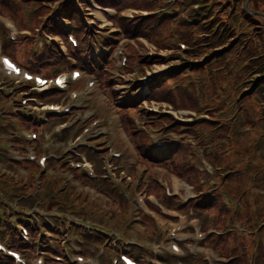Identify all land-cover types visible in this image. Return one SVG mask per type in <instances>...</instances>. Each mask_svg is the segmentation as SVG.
<instances>
[{
	"label": "rangeland",
	"instance_id": "obj_1",
	"mask_svg": "<svg viewBox=\"0 0 264 264\" xmlns=\"http://www.w3.org/2000/svg\"><path fill=\"white\" fill-rule=\"evenodd\" d=\"M57 1H58L57 7H59L61 1L60 0ZM77 1L83 4L82 8L77 7V12L79 14V17L84 23L81 24V26L86 27L87 32L90 35L94 34L95 31H100L102 33L101 35L102 40L104 39L107 40L106 45L111 42L112 49L110 51L106 50L105 53H107V55L114 54L115 60L119 59L118 66L121 64L123 53L128 54L129 69L121 70V68H118L117 66L118 71L116 72L117 74L120 73L122 75L124 81L111 83L113 87L115 86L117 95H120L122 94V92H126V91L132 93L133 91L140 90L141 89L140 85L142 84L137 83V81L139 80L138 77L144 78L142 74H146V76H151L150 81L142 85L143 86L142 91L148 89V93L144 95L140 94V97L146 96L149 102L152 101L155 102V109H158L160 113L155 112V116L153 114H150L146 116V119H150L149 117H155V123L160 122V125L157 126L158 129L170 130V128H166L169 127L166 125L171 123L172 120L173 122L176 121V119L174 116L171 117L166 114H162V110H171L170 107L174 108V106H172V104L168 103L166 100L159 98L160 95L156 93L157 88H155V98L151 97L150 96L152 90L151 86H154L153 84L157 81H160V86L165 82L166 83L165 86L168 85L169 88L171 89L177 86L178 84L177 75H179L184 70V69H179L180 63L185 62L187 63V65L191 64V68H194L197 66H203L214 58H220L221 64L219 65L220 66L219 68L221 72H215V73H219L218 75L220 81L223 82L222 86L225 87L228 84L233 85L234 90L237 92V99L239 101L249 100L252 103L253 101L256 102L259 101L257 98L255 87L257 85L258 80L262 79L259 76L261 74L258 73L264 63V55H263L264 41L260 38L262 35H258L256 33L262 32L264 34V3L263 2L259 1V8H258L257 6L255 7L252 6V0H233V1L222 0L228 2H226L223 5L222 9L219 11L218 14L222 13L223 11H228L230 12L229 15L230 18L235 14H237L238 20L237 22L233 23V26L228 34L225 33L224 31L223 33H221L223 36H221L222 38L219 40H217L216 37L214 38V40H212L213 38H206V35H210V34H207L208 33L207 30H205L204 46H206L208 49L203 54H201L203 59H201L199 61V64L196 65V64H192V62L188 63L190 61H194L188 58L187 56V52L193 51L192 45L184 41H181L179 43L177 37H173L171 39L159 42L160 44H156L155 39L152 40L147 35L142 34V30H141L142 20L140 16L147 15L148 14L147 12L141 11L140 9L135 7H130L123 11H120L114 6H109V10L107 12L102 13L100 10L95 9L94 6L92 7V5L86 0H77ZM65 2L66 1H64L65 10L73 5V4H69V5L65 4ZM168 2L169 5H172L174 3V1L172 0L171 1L168 0ZM195 3L196 2H194V4ZM221 5L222 3L219 2L214 6L220 7ZM236 11H241L242 13L241 14L236 13ZM54 12L56 11L54 10ZM87 17L88 20L91 22L94 20L95 24L92 25L87 24L85 22V18ZM67 18L70 19V22L73 24L74 27L80 26V20L79 18L76 19L75 15H70V13H68ZM224 18L225 17H223V20ZM119 19L127 20L128 22L127 24L129 25H133L137 23L135 26L136 27L135 32L126 31L123 26L118 24L120 22ZM255 20L257 22L253 23ZM259 25L260 28L259 27L255 28ZM208 28L211 30L212 25H210ZM219 30H223L221 28V25L219 26V29L216 32L217 35H220ZM80 32H82V30H80ZM238 33L240 35L237 36ZM225 36H227V38H225ZM75 37L77 39H80L77 36ZM108 38H112L116 40L114 41L111 40L109 42ZM231 39L232 41L230 44L224 43L227 40H231ZM241 40H245L244 50L238 49L237 46L238 41ZM181 44L184 45L186 44L185 45L186 49L181 48L180 47ZM17 48H18V52H15V56L17 60H21L23 58L21 53H25L26 55L32 53L30 51L31 50L30 48H29L30 53L27 50L23 49L22 47H17ZM208 51H212V54L206 58L203 55L205 53H208ZM247 52H248V56L246 54ZM150 54H153L152 55L153 57H151ZM253 58H255V60H252ZM186 59H190V61ZM134 64L137 65V68H133ZM184 75H185V79L189 80L188 82L197 83V85L203 84V78L198 73L192 72L191 75H188V72H186ZM93 98H94L93 101L90 102L96 103V98L94 96ZM143 101L144 100L138 101V104L139 105L143 104L144 108H147L148 106H152L151 104L147 105L146 102ZM207 103H209V101ZM200 105H202V103H200ZM174 109L175 111L177 110L176 108ZM211 111L216 115V117L219 118L222 117L223 110H211ZM201 112H202L201 114H205V115H202L201 118L199 119H196V117H194L195 121L191 125L201 123L203 122L202 121L203 118L211 116L210 114L211 112L210 111L207 112V107L205 106L201 108ZM150 113H154V112H150ZM234 116L235 114L232 116V118ZM230 117L231 114H227V116H224L222 118V121L221 120L219 121L230 123L229 122ZM171 125H174V123ZM176 125L189 126L188 124H176ZM48 130H51L50 134L53 133L60 134V131L56 128V124L54 123L53 124L50 123L48 125ZM251 131L252 130L250 128L245 127L243 120H239L237 127L233 129L232 133H230L227 136L220 137L219 148L220 150H222V152H225V154L219 153V157L221 158L220 165L216 164L210 158L211 156L215 155L216 149H219L215 147L213 142L214 140H218V138L214 137L208 130L204 129L202 132L207 138H209L208 139L209 143L201 147L202 149H204L205 152H207L208 157L210 158L211 162L216 168L215 171L218 173V181H219L218 183L219 194L222 195L224 203L231 210L235 209L237 211H240L242 209L241 203H243L245 199H247V201H251V203H254L255 199L258 196L264 198V134L261 133L246 134L247 132H251ZM215 132L218 133V129H216ZM154 138H155V142L161 140V137L157 136L156 134ZM52 139L48 141L49 146L51 145V143L56 142L55 141L56 139H54L53 142ZM64 143H66L65 147H68L69 144H74L75 142L69 140ZM149 145H150V141H149ZM196 162L197 159L192 163L195 164ZM176 183H179V189L182 192L181 193L182 198H185L186 195L188 194H190L191 196V192H190L191 189L186 184L181 183L178 179L173 178L171 184L176 185ZM197 183H199L198 179H197ZM248 188L250 189V191H247ZM125 195H127V193H125ZM262 206L263 205L259 206L260 212H258L259 209L257 208V206L254 207L253 209V214H254L253 223L255 222V220L258 223V227L256 229V235L253 238V242L251 237L248 236L247 233H243L242 235L246 242L245 247L248 248V250L255 252L256 254V258H254L253 262H255V259L256 261L257 260L259 261L258 257L260 256L263 257L264 255V235H263L264 210ZM230 216L231 214H228L227 220ZM201 217H199L200 219H198L194 214H187V215H179L178 218H175L176 221L174 223L176 222L178 223V221L183 222L184 230L186 229L185 240L186 238H188V240H191L192 241L191 243L193 244L201 243L202 245V241L204 240L195 237V231L200 230L202 228L203 219L205 218L202 215ZM50 222H53V220H50ZM162 223L164 224L166 229V221H163ZM99 224L103 225V222ZM217 229L221 230V228H217ZM261 230H263V234L260 233ZM167 231L169 233V230ZM75 235L79 236L77 231L75 232ZM131 236L137 238L134 234ZM83 239H85V237H82V239L78 237L77 239H73L71 243L72 248L74 249L75 245L80 244L82 246H86V247L88 246L90 249H92V251L97 250L96 245H94L93 243L87 244L83 241ZM170 240L171 239L169 236H167L166 238L158 237V239H156L155 249L160 250L162 258L167 259V257L170 256V257H177L178 259L180 258L182 260V257H184L185 255H186L185 257H187L189 254H192L190 250H186V248L188 249V247L185 248L183 245V247L185 248L183 255L182 256L176 255L173 251H171ZM183 243L186 244L188 242L186 241ZM229 244L234 245V242L230 241ZM203 253H205V250L203 251ZM104 254H105L104 259H102L100 263L102 264L103 261H106L105 264H109L107 260L109 259L108 258L109 254L111 256L110 249L108 248L105 249ZM205 255L202 254L204 259H208V260L215 259L213 257H209ZM96 256L97 259L99 260L101 255L96 254ZM71 258L75 259L73 256ZM153 261L154 259L150 260L151 263H153ZM177 261L178 260L176 259L174 264H178ZM184 262L186 264H191L188 261H184Z\"/></svg>",
	"mask_w": 264,
	"mask_h": 264
},
{
	"label": "trees",
	"instance_id": "obj_2",
	"mask_svg": "<svg viewBox=\"0 0 264 264\" xmlns=\"http://www.w3.org/2000/svg\"><path fill=\"white\" fill-rule=\"evenodd\" d=\"M96 1L105 6H114L120 11L130 7H135L141 11L147 12V15L140 16L142 20V34L147 35L152 40L155 39L156 44H160L159 42L161 41L177 37L179 43L184 41L192 45L193 51L187 52V56L194 61H190V59L186 60L190 61L188 63L192 62V64L196 65H198L199 61L203 59L201 54L208 49L204 46L205 30H207V34H210L206 35V38H213L212 40H214L216 37L217 40H219L222 38L221 36H223L221 33L224 31L228 34L233 26V23L238 20L237 14L230 18V12L228 11H223L218 14L223 5L228 2L222 0H172L174 1L172 5H169L168 0ZM259 1L264 3V0H252V6H257L259 8ZM194 2L196 3L194 4ZM219 2L222 3L220 7L214 6ZM50 6V4H43L40 0H0V12L13 17L17 20L21 27H26L31 30H34L35 27L40 25L39 16L47 14L50 11ZM35 8H37V10H34ZM63 10L66 16L70 13V15H75L76 19L79 18L80 20V26L75 27L74 30L76 36L80 38V43L77 49H73L71 47V52L75 57H77V59H79L81 68L92 71L93 68H95V65H93L92 59L90 55H88V40L89 37L93 36V34H88L87 28L81 26V24L84 23L80 19L74 5L70 6V8L66 10L63 6ZM236 13L241 14L242 12L236 11ZM223 17H225L224 20ZM119 20L120 22L118 24L123 26L126 31L135 32V26L137 23L129 25L127 24V20ZM255 22L257 21L255 20L253 23ZM210 25H212L211 30L208 28ZM220 25L223 30H219L220 35H217L216 32ZM260 25L255 28H260ZM80 30H82V32H80ZM60 33L64 36V38L66 37L64 31L60 30ZM0 34H3L1 29ZM256 34L262 35L260 38L264 41V34L262 32ZM238 35L240 34L238 33L237 36ZM32 38L33 37L30 36L21 37L18 44L20 46H25L29 52L28 47H30V49L33 47ZM225 38H227V36H225ZM231 41L232 39L227 40L224 43L230 44ZM237 46L238 49L244 50L245 40L238 41ZM7 48L11 54H15L16 46H13L8 42ZM30 51L32 53L29 52L30 54L26 55L22 63L32 71L49 73L50 69L56 65L59 66V69L66 66L71 67V64L64 60L63 54L55 45L46 44L38 53L33 52V48ZM211 54L212 51H208V53H205L203 56L207 58ZM246 54L248 56V52ZM220 60V58H214L205 65L194 68H191V64L187 65L185 62L180 63L179 69L184 70L177 75V86L171 89L168 85L165 86V82L160 86V81H157L153 84L154 86H151L152 90L150 93V96L155 98V88H157L156 93L160 95V99L166 100L174 107H177L178 103H181L184 107L191 108L198 114L202 113L201 108L203 106L207 107V112L210 111L211 116L203 118V122L201 123L190 125V127L186 128L184 131L197 136V139L200 141L202 146H204L207 145L209 138H207L202 132L204 129L208 130L214 137L218 138V140L213 141L216 148H219L220 137L227 136L232 133L233 129L237 127L239 120H243L245 127H249L252 130L246 134H264V63L258 73L261 74L259 76L262 79L258 80L255 87L259 101H253V104L249 100L239 101L237 99V92L234 90L233 85L227 83L228 85L225 87L222 86L223 82L220 81L218 75L219 73H215L221 72L219 68V65L221 64ZM252 60H255V58ZM186 72H188V75H191L192 72L198 73L203 78V84L197 85V83L188 82L189 80H186L184 75ZM103 82L104 90L110 91L112 85L107 82L106 76L103 79ZM208 101L209 103H207ZM200 103H202V105H200ZM211 110H223L222 117H216ZM227 114H231V116L235 114V116L232 118L230 123L221 122L222 118L227 116ZM124 120L127 123V126L131 128V135L135 140L137 148L140 151L139 153L142 155L144 160L152 159L157 162H162L165 166L181 173L185 178L192 181L196 185L197 190L202 189V186L197 183L200 173L197 171L194 163H192L196 160V158L193 157L194 151L191 146L185 142L175 144L174 146L172 145L165 153L156 159V154L154 155L151 151L148 138L144 132L135 130L128 114L124 116ZM181 129V126L174 127V130L178 133L181 132ZM216 129H218V133L215 132ZM219 153L225 154V152H222L219 148L216 149L215 155L210 158L216 164L220 165L221 158L219 157ZM216 177L218 179V173ZM151 186L160 196L163 194L162 190L156 183ZM247 191H250V189L248 188ZM206 196L207 195L201 196L196 200V208L201 213L210 212L211 214H216L218 216L217 223L222 227L226 221L232 222L234 219H239L240 221L247 223L250 227H254V224L256 223V220L253 223L254 207L257 206L259 209V206L263 205L262 207L264 210V198L259 196L255 199L254 203L245 199L244 202L241 203L242 209L240 211L227 209L224 204L223 197L219 194V192L215 193L213 198H207ZM258 212H260V209ZM228 214H231V216L227 220ZM260 233L263 234V230H261ZM236 234L232 233L221 237L212 236L209 239V242L215 244L217 248L220 249L227 257H234L229 264H249L248 260L252 258V251L245 247L246 242L242 236L243 234H241V236L238 233ZM253 238L254 235L251 237L252 242ZM230 241L234 242V245H230ZM259 261L264 264V255L263 257H259Z\"/></svg>",
	"mask_w": 264,
	"mask_h": 264
}]
</instances>
